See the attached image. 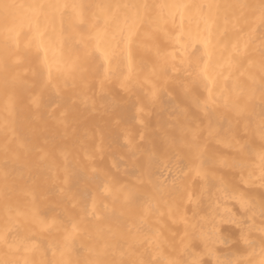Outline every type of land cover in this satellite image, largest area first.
Wrapping results in <instances>:
<instances>
[{"label": "bare ground", "instance_id": "obj_1", "mask_svg": "<svg viewBox=\"0 0 264 264\" xmlns=\"http://www.w3.org/2000/svg\"><path fill=\"white\" fill-rule=\"evenodd\" d=\"M3 2L25 7L14 10L10 21L15 24V36L9 51L7 75L11 86L7 93L2 66L4 21L0 12V229L6 217L2 192L7 172L11 191L8 202L14 210L18 239L35 246L16 258L21 262L27 258L35 264L61 260L83 264L92 259L89 250L102 246L109 229L116 232L132 227L140 211L132 207L119 221L110 219L103 206L112 207L113 200L93 177L101 168L109 172L117 196L124 186L142 188L138 177L147 154L153 150L162 154L165 135H179L182 124L206 128L209 117L202 110L205 104L215 113L213 123L218 117L226 132L224 118H230L231 113L225 104L237 99V87L259 88V53L264 42L258 26L251 36L233 27L232 9L188 7L177 12L171 7H156L147 14L141 10L130 41L124 43L128 36L124 17L127 14L135 19V11L97 6L231 5L259 0ZM40 4L84 7H27ZM97 32H101L99 41L95 39ZM105 50L114 55L104 62L102 71L97 57ZM105 71L110 79H104ZM250 72L255 76V85L248 78ZM250 103L255 105L254 118L258 119V91ZM113 115L122 119V126H131L143 135L136 154L128 151L115 133L107 131ZM101 128L106 130L103 136ZM209 143L223 153L230 151L223 144ZM248 143L253 149L249 163L258 176L259 135H249ZM170 175L161 162L153 168L155 183H168ZM199 182L193 178L190 186ZM246 187L257 199L264 191L258 181ZM93 203L97 218L93 220L88 215L85 220L83 209L91 212ZM235 204L227 197L216 201L215 189L211 199L204 198L201 223L203 230L214 233L219 241L216 247L220 256L241 255L237 251L243 245L238 242ZM114 206L120 208L119 203ZM184 207L192 209L195 205L185 200ZM188 215L191 217V211ZM159 220V224L155 219L149 223L159 227L165 236L171 235L170 229L178 230L175 239L179 243L184 235L182 221L173 223L169 215ZM53 221L55 227H41ZM73 226L78 231L71 241V251L64 255L56 251L53 255L55 249H63L65 234L72 232ZM3 255L0 246V258Z\"/></svg>", "mask_w": 264, "mask_h": 264}, {"label": "snow or ice", "instance_id": "obj_2", "mask_svg": "<svg viewBox=\"0 0 264 264\" xmlns=\"http://www.w3.org/2000/svg\"><path fill=\"white\" fill-rule=\"evenodd\" d=\"M24 7V5L5 3L0 0V12H2L4 21L2 66L5 72L4 87L6 93L11 86L7 72L9 51L15 36V24L10 23V21L14 16V10ZM27 7L37 10L72 7L73 10H77L84 6L40 4L28 5ZM97 7L115 8L117 10L123 8L135 11V19L127 14L124 17V24L128 32L124 43L130 41L134 24L139 20L141 10L147 14L150 9L156 7H171L177 12L188 7L232 9L233 27L251 36L258 26L261 34L264 35V0H259L258 3L242 2L231 5L189 6L178 4L157 6L145 3L98 5ZM110 18H113L111 14ZM116 18L118 19V17ZM130 20L131 23H129ZM104 23L107 25V19L104 20ZM120 31L123 32V29ZM95 39L97 41L101 39V32H97ZM259 54V88L237 87V99L225 104V108L231 113L230 118H224L228 125L226 132L222 130L218 117L213 123L215 113L205 104L202 106V110L205 116L209 117V124L206 128L194 123L182 124L179 126V135H165V151L162 154L156 150L147 154L143 166L144 170L138 177V184L142 188H137L136 185L124 186L119 190V196H117L112 181L109 179V172L101 168L98 174L93 177V180L102 185L103 193H108V198L113 200L112 207L107 204L103 206V210L110 214V219L119 221L124 213L132 207L140 211L132 227H126L116 232L109 229L102 246L89 250L92 259L84 261L83 264H264V191L257 199L250 188L246 187L247 184L258 181L261 189H264V42L261 43ZM112 55L114 53L105 50L97 57L98 60H101L100 69L102 71H104V62L109 61ZM110 78L105 71L104 79ZM248 78L255 85V76L251 72ZM101 85H103V81H101ZM257 91L260 96V113L258 119H255V105L250 102ZM99 131L103 136L106 130L101 128ZM107 131L115 133L119 139L123 140L124 146L133 154L139 150V141L143 140V135L131 126H122V119L119 116H112ZM256 134L259 135L261 141L260 151L256 153V158L260 162L258 176L249 163L253 149L248 143L249 135L255 136ZM210 141L215 144H223L230 151L223 153L218 148H213L212 144L209 143ZM7 150L6 146V153ZM43 158L41 157V159ZM158 162L163 163L171 173L169 182L166 184L153 181V168ZM93 170L96 171L95 168ZM193 178H198L200 182L190 186V181H193ZM213 189L216 190V201L222 197H227L236 202L234 206H238L234 215L239 217V220L236 221V226L240 228V240L238 242L243 245L242 250H237L241 252L240 256L235 254L218 255L219 250L216 244L219 241L215 238L214 233L203 230L201 223L203 219L201 213L205 211L203 202L205 196L211 199ZM2 195L5 200L6 217L4 227L0 229V246H3L4 249L0 264H35L34 261L27 258L23 259L22 262L16 258L22 252L32 251L35 246L31 245L30 241L18 239L14 210L8 202L11 191L7 172H5ZM185 200L194 204L195 207L192 209L185 208ZM115 203L120 204L119 209L114 206ZM189 211L192 213L191 217L188 215ZM83 212L85 220L88 215H91L93 220L97 218L95 203L92 205L91 212L86 207ZM16 215H19L18 210H16ZM162 215H169L173 223H176L177 220L182 221L184 235L179 243L175 239L178 230L170 229L171 235L165 236L159 227L154 228L149 223L150 219H155V223L159 224V217ZM41 227L44 229L53 228L55 222L42 223ZM77 231L78 229L73 226L72 232L65 234L63 249H55L53 255L56 251H60L61 255L70 252L71 241ZM41 264H72V261H42Z\"/></svg>", "mask_w": 264, "mask_h": 264}]
</instances>
